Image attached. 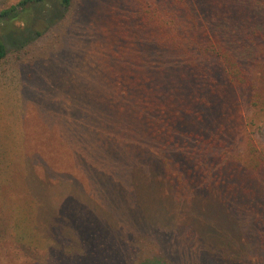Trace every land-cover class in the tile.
Instances as JSON below:
<instances>
[{"label":"rangeland","instance_id":"rangeland-1","mask_svg":"<svg viewBox=\"0 0 264 264\" xmlns=\"http://www.w3.org/2000/svg\"><path fill=\"white\" fill-rule=\"evenodd\" d=\"M23 1L0 0V13ZM198 1L222 16L230 11L255 14L250 26L264 29V0H249L250 5ZM188 4L192 2L74 0L55 18L50 3L39 1L21 7L4 23L10 53L0 63V264H264L262 35L257 37L262 64L253 65L262 92L258 87L232 93L227 114L231 140L221 145L216 140L227 163L216 160L208 166L202 190L184 185L192 177L176 160L164 156L167 165L160 161L159 168L166 173H155L150 161L140 157L128 170L131 203L99 199L91 207L93 183L77 153V126L95 121L93 106L107 116L101 99L139 103L130 92L141 85L131 80L134 70L128 65L135 67L143 59L160 64L156 49L150 55L148 48L178 43L175 27L190 23L176 14ZM36 31L42 32L40 38ZM200 137L195 149L181 148L199 154L211 150ZM73 178L92 195L82 196L92 212L64 218L65 224L52 230L47 203L61 191L70 195Z\"/></svg>","mask_w":264,"mask_h":264},{"label":"trees","instance_id":"trees-1","mask_svg":"<svg viewBox=\"0 0 264 264\" xmlns=\"http://www.w3.org/2000/svg\"><path fill=\"white\" fill-rule=\"evenodd\" d=\"M39 1L50 3L55 18H59L60 12H64L74 2V0H24L17 6L2 11L0 63L6 60L10 53L6 37L3 35L4 23L21 7ZM189 1L192 4L181 8L183 11L176 14L181 20L185 16V20L190 23L186 28L175 27L174 32L175 34L178 32L179 36L176 38L178 43L173 47L157 43V47L148 48L150 55L154 54L153 50L155 52L156 49L154 57L160 64L153 66L148 62L151 59H143L144 61L136 63L135 67L128 65L129 70H134V76L130 75L131 80L135 79L141 85L135 89L136 93L130 92V96L137 94L139 103L132 106L123 105L122 99L116 101V98H113L115 101L113 103L101 99L99 101L107 116H103V113L93 106L91 110L95 121L91 125L88 123L77 126L73 138L75 137V142L81 148L77 151L79 159H82L83 166L89 167L87 175L93 183L89 192L94 197L92 198L79 179H71L74 191L70 192V195L61 191L57 194L60 195L59 198L54 196L55 201L47 203V214L50 213L53 220L52 230L61 228L65 224L63 219L70 218L71 215L91 214L92 211L86 207L90 204L83 200L82 196L89 199L90 195L92 200H95L91 207L97 204L99 199L107 204L111 201L117 205L128 201L131 203L134 195L132 192L130 194L127 186L129 180L131 181V172L128 170L133 167V162L137 158L150 161L151 170L155 173L160 171L166 173L165 168H159L160 161L167 165L164 156L176 160L177 164H182L192 177L183 181L184 185L195 186L198 190L203 188L202 180L208 175L207 170L211 163L214 164L218 160L220 163L223 161L222 166L226 165L227 159L224 160L222 155H219L220 146L216 144V140H219V145L231 140L230 119L227 114L232 108L229 101L232 93L238 90L251 91V88L258 87L262 92V83L259 82L253 65L255 62L258 65L262 64L260 61L262 53L257 50L259 45L257 37L264 36V29L250 26L255 14L230 11L222 16L211 10L207 4L202 5L198 0ZM241 2L250 5L249 0ZM50 12L46 15L49 26L52 17L49 15ZM258 29L259 34L253 35ZM35 35L40 38L42 32L36 31ZM28 45L14 49L21 50ZM136 77L143 78L139 79V82ZM114 79L112 78L113 83ZM107 95L105 93V96L101 97ZM140 101L149 102L145 105L140 104ZM109 128H113L115 134ZM200 136H204L203 142L211 150L199 154L201 152L181 148L182 145L195 149V145L202 141ZM140 140L149 145H145L146 148L140 146ZM233 162V159L229 160V163ZM64 177L68 178V174ZM246 178L244 176L243 184ZM245 185L246 183L243 187Z\"/></svg>","mask_w":264,"mask_h":264}]
</instances>
